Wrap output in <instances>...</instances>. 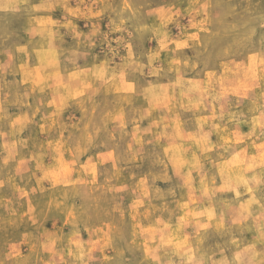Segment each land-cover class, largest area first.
Segmentation results:
<instances>
[{
	"label": "clouds",
	"instance_id": "1",
	"mask_svg": "<svg viewBox=\"0 0 264 264\" xmlns=\"http://www.w3.org/2000/svg\"><path fill=\"white\" fill-rule=\"evenodd\" d=\"M0 264H264V0H0Z\"/></svg>",
	"mask_w": 264,
	"mask_h": 264
}]
</instances>
